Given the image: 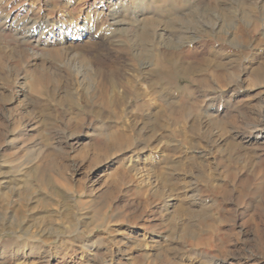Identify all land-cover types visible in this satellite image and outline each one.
Wrapping results in <instances>:
<instances>
[{
	"label": "rangeland",
	"instance_id": "1",
	"mask_svg": "<svg viewBox=\"0 0 264 264\" xmlns=\"http://www.w3.org/2000/svg\"><path fill=\"white\" fill-rule=\"evenodd\" d=\"M50 1L52 2V0ZM57 1L56 5L59 7L64 0ZM168 1L154 0V6L151 7L152 10L148 11L150 12L148 17L155 19L157 16L162 19L166 17V12L172 10L173 7L175 9L180 7L179 0ZM222 1L219 0V2ZM245 2L250 10L249 15L246 13L244 16L243 12L246 10L237 3L231 23H227L221 12L215 13L216 20L221 25H219V29L213 31L214 34L212 31L198 33L186 19L182 30H188L193 34L192 39L176 43L177 46L166 45L162 41L155 42L152 49L156 65H142L140 60H134L135 50L122 38L118 44L125 43L129 48L126 50L115 48L111 50L109 57H96L94 59L95 66L100 68V72L96 76L94 75L95 77L91 73L88 74L89 77H94V80H92V84L85 86L77 83V76L75 77L70 64L53 62L49 54L45 53V62L48 65L51 64L50 67L53 65V68L58 66L60 77L58 76L59 80L56 82V74L51 72L50 77L48 76L38 83L39 92L35 93L29 86L30 70L35 65H32L28 58L21 57L15 61L10 57L7 58L6 55H0V69L2 70H0V74L7 75L6 77L10 80L9 83L0 80V172H3L2 177H4L1 180L0 188L5 192L7 188L4 189L3 186L8 182L11 188L20 189L24 181L32 178L30 169H40L41 173L56 188L71 197L72 208L68 219L72 221V228L63 229V233H53L45 242V249L54 252V254L65 249L67 255L62 256L63 252L62 255L57 256L61 262L78 254V250L73 251L74 248L71 247L74 244L68 245L73 242L71 240H75L76 236L88 240L89 243H94L93 245L97 247L96 250H101L102 247L109 246L106 243L109 239L117 238L112 233L113 229L144 232L143 226L148 224L147 222H151V228L148 227V229L150 228L153 233L165 234L167 230L164 213L165 200L153 196H149L150 200L137 197L135 193V188L139 187L137 181L122 182L121 186L114 187L115 189L111 186L115 181H120L116 174L117 169L127 163L130 164L129 158L134 159L135 156H138L137 159L141 160L140 164L142 163L138 165L142 166L146 174H150L151 179L155 178V171L163 170L162 166L176 163L180 159L191 163L192 170L200 171L202 177L197 180L192 179V183L197 188L195 193L203 203L211 205V214L206 219L214 227L220 229V234H223L219 240L214 236L211 246H197L195 239L199 238L201 234L202 236L207 234L204 226L196 223V232L178 243L183 248L181 259L178 260L173 256L174 253L169 254V257H175L174 259L182 264H264V137L255 138L256 140L252 138L253 134L264 131V20H262L264 19V0H245ZM187 3L188 5L194 3L193 6L200 9L208 4L209 0H188ZM167 5L171 6L167 9L165 7ZM58 12H60V8L55 13ZM200 24L203 26L201 28H207L206 18L200 19ZM164 32L167 33V31ZM207 39L212 41L214 49H220L221 56L217 61L225 64L224 70L221 72L224 73L223 78L216 80L215 76H206V81L209 85L211 84L209 88L202 91L200 87H196L197 89L193 87L194 93H184L186 106L185 108L184 105L179 106L181 110L185 111L186 109V114L176 121L172 120L173 116L167 117V124H169L162 127L164 129L156 131L164 136L160 141L148 143L142 138H137L135 131L138 128H141L140 131L144 134L145 132L146 134L152 133L146 126H142L140 120H136V127L134 130H130L133 134L131 145L124 153L103 150L97 139L100 140L105 136L104 130H100V128L105 127L106 121L96 120L92 111L101 109L102 104L109 100L107 94L109 77L111 76L118 82L119 89H121L124 81L132 78L133 74L131 75V73L136 71V68L155 70V74L160 80L164 81L166 85L168 83V86L171 87L170 91H175L173 99L177 100L179 98L177 96L181 94L178 91L191 82L188 76L175 70L173 66L175 63H164L160 55L164 50H183L185 52L184 61L194 62L198 65L200 62L198 60H201L202 57L200 55L203 48V46L201 47L202 41L205 42ZM0 43L1 48L3 42L0 40ZM76 43H78L76 48L77 51L79 50L78 53L95 51L90 40L84 38L83 41L80 40ZM160 61L162 66L160 70H157V63ZM256 68H262L263 72L257 75L254 71ZM108 75L109 77H107ZM140 81L137 78L133 84L138 85V88ZM18 82L20 85L23 83L22 86L17 87ZM221 84L224 86L221 87ZM137 88L130 91L128 95L129 106L133 105L134 101L139 103L146 99L141 98ZM140 88L145 90V85L141 84ZM66 92L75 98L72 105L60 100V97L63 98V94ZM206 96L212 97V99H208ZM150 100H152L151 106L162 103L167 107L163 103L164 100L157 97L156 92L151 94ZM171 103L175 107L178 106L173 100ZM155 108L144 110V114ZM129 109L131 108H126V110ZM156 109L158 110V108ZM102 111L105 115L104 119L106 118L108 124L112 126L128 124L130 119L135 118L132 113H127V111L121 116H115L104 108ZM46 118L49 119V122L46 121ZM193 121L196 122V126H192ZM220 122L223 124L218 127ZM172 128L175 131H172ZM182 134L186 136V140L182 138ZM197 135L199 136L197 137ZM212 139L213 141H211ZM190 142L192 143L190 144ZM132 170L128 171L132 174L134 173ZM203 172L208 174L205 175ZM210 175L212 179L208 178ZM251 177H254V180ZM245 179H247L246 184L244 183ZM211 185L218 187L216 191L212 189ZM219 187L224 189L221 190ZM40 191L42 193L39 196L48 202L47 211L61 213L66 202L57 195L49 193L48 189ZM15 196V194L7 196V201L0 199V215L4 221L14 219V222L20 223L16 230H23L26 221L32 218L31 216H34L35 220L33 218V221H36L39 220L40 215H47L37 208L30 209V206H35L36 202L29 203V207H21L22 203H18L15 200L18 197ZM18 207L20 210L16 209ZM106 207H109L108 213L105 214L106 225H95L98 215L94 211H103ZM124 215L136 218L135 226L129 227L127 224L119 222ZM83 216H88V221L91 222L86 229L81 226ZM213 216L217 220H213ZM65 219L61 214V217H55L54 221L56 223L62 221L63 225H66ZM40 228L39 222L27 228V233L23 234L26 244L33 243ZM13 236L14 233L8 228L0 231V247ZM155 240L157 241L150 242L148 239L145 244L156 245L162 242L159 238ZM214 242L219 246L222 244V249ZM136 243L142 244L143 241H135ZM129 245H134V242L130 240ZM42 247L44 248V246ZM132 252L140 253L134 248ZM113 260L114 264H132L119 253L113 257ZM14 261L24 264L27 259L18 258ZM148 261L149 258H145L144 261L140 260L133 264H150Z\"/></svg>",
	"mask_w": 264,
	"mask_h": 264
},
{
	"label": "bare ground",
	"instance_id": "2",
	"mask_svg": "<svg viewBox=\"0 0 264 264\" xmlns=\"http://www.w3.org/2000/svg\"><path fill=\"white\" fill-rule=\"evenodd\" d=\"M56 1L57 0H52V2L50 0H0V40L3 42V46L0 48V55H6L7 58L10 57L15 61L21 57L28 58L31 64L35 65L34 68L32 66L29 74L31 78L29 86L35 93L39 92L38 83L48 78L51 72L52 74H56V82L60 77V74H58V66L57 68H55L56 66L53 68V65L50 67L51 64L48 65L45 62V53L49 54L53 62L57 61L62 62V64H70L69 66L73 69L75 77L77 76V83H80L81 85L83 84L85 86L86 84H92V80H94V77L100 72V68L95 66L94 59L96 57H109L111 56V50L115 48H119L121 50H126L129 48L125 45V43L123 45L118 44L122 38H124L126 43L128 42L132 49L135 50L133 55L134 60H140L142 65H156L154 62L155 54L152 49V45L155 42L162 41L166 45L177 46L176 43H183L186 40L190 41L192 39L193 34H191L188 30H182L183 23L186 22V19L190 21L192 27H195V30H197L198 33H208V31H212L213 33V31L219 29V25H221L216 20L217 17L215 13L221 12V14L224 15L227 23H231V21L234 19V7L237 3L239 6L243 7L244 10H246L243 12L244 16H246V13L247 15L250 13L245 0H223L225 2H219V0H209V3L206 5L204 4L205 6L201 7L200 9L193 6L194 3L188 5V0H179L178 4L180 7L178 9L173 7L172 10L166 12V17L162 19L161 17L157 16L155 19L148 17V15H150V12L148 11L152 6H154V0H64L59 7L56 5ZM167 3L169 5V1ZM186 3L187 6H185ZM168 5L165 6L167 9L171 6ZM59 8L60 12L55 13ZM258 16L261 17L260 15ZM203 18H206L207 28H201L203 26L200 24V19ZM164 31H167V33ZM84 38L91 41V46L95 48V51L93 50L91 53H78L79 50H76L78 43L76 42H79L80 40L83 41ZM202 42L203 43L201 44V47L203 46V48L202 52L200 53L202 57L201 60L197 59L200 61L198 65L196 63L194 64V62L187 63L184 61L185 57L183 56H185V52L183 50H164V52H162L160 55V58L164 63H175V65H173L175 70L184 76H188L191 82L178 91L181 94L177 96L179 97L177 100L173 99V92L175 91H170L171 87L168 86V83L166 85L164 81L160 80V78L155 74V70H141L136 68V71L134 70V72L131 73V75L133 74L132 78L130 80L124 81L121 89H119L120 86L118 85V82H116L111 76H107L109 77L107 81V94L109 95V100L102 104V108L111 111L115 116H121L127 111V113H132V115L135 117V121L134 119L129 118L133 121L129 120L128 124L123 123L121 126H112L108 124L106 118L104 119L105 115L102 111V108L96 110L93 109L94 111H92V113H94L96 120L99 122L106 121L104 123L105 127L100 128V130H104L105 136L100 140L97 139L103 150L105 149L107 152L109 150H115L124 153V151L128 149L129 145H131V138L133 134L130 130H134L136 127V120H140L142 126H146L148 131L150 130L152 133L146 134L145 132L144 134L140 131L141 128H138L135 131L137 138H142L148 143L160 141L162 138H164V136L162 134L156 133V131L169 124H167V117L173 116L174 119L172 118V120L176 121L178 118L185 116L186 109L184 111V109L181 110L180 107L181 105H184V108L186 106L184 104L186 101L184 93H194L195 90L193 87H200L202 91L209 88L211 84L209 85L206 81V76H215L216 80L223 78L224 73L222 74L221 72L224 70L225 64L223 65L221 62L219 63V61H217V59L221 56L220 49H214L212 47V41L209 39H207L205 42ZM175 59L176 61L174 62ZM161 66L162 63L160 61V63H157V70H160ZM262 70V68L254 69L257 75L263 72ZM90 73L92 76H95L89 77L88 74ZM6 76H4V74H0V80L9 83L10 80ZM137 78L141 80L139 82L140 86L138 88V85L133 84ZM23 79H25V77H23ZM22 84L20 85V82H18L17 87L22 86ZM141 84L145 85V90L140 88ZM223 86L224 84H221V87ZM136 88L139 89L141 98L144 97L146 99H143L139 103L134 101L133 105L130 104L131 106H129L128 103L130 98L128 95L130 94V91L135 90ZM153 92L157 93L158 98L164 100L163 103H165L167 107L163 106L162 103L151 106L152 100H150V96ZM63 95V98L60 97V100L72 105L75 98L69 92H66ZM207 98L212 99V97ZM172 100L177 103H175L178 105L177 107L173 106L171 103ZM151 107H156L158 110L155 108L156 110L154 109L144 114V110H150ZM126 108L131 109L126 110ZM46 121L49 122V119L46 118ZM195 123L196 122H194L192 126H196ZM222 124L223 122H220V124L217 126L221 127ZM190 129L188 130L190 131ZM205 130L206 128L204 131ZM172 131L175 130L172 128ZM182 135V138H185L186 140V136L184 134ZM198 136L199 135H197V137ZM259 137H264V131H259L258 134L252 135L254 140ZM211 141H213V139ZM191 143L192 142H190V144ZM194 143L197 142L194 141ZM137 157L138 156H135L134 159L129 158L128 161L130 164H122L123 166L117 169L116 174L118 175L120 181L118 182L114 180L115 182L113 181L114 183L111 186L114 188L121 186L122 182L131 181L130 183H132L137 181L139 182L137 183L139 184V187L135 188L137 197L147 200L149 196H153L158 197V199L161 198L165 200L164 213L166 221H164L167 226L165 234L159 232L153 233V231L150 229L151 222H147L148 224H145L144 226L142 225L144 232H138L136 230L125 231L124 229H113L112 233H114L115 237L117 236V238L113 237V239H109L110 242L109 240L106 242L109 244V246L105 248L102 247L101 250H96L97 247L96 245H93L94 243H89L88 240H83L81 237L79 238L76 236L75 240L70 239L73 242L69 241L71 244L68 245L74 244L71 247L74 248L73 251L78 250V254L74 257H70V259L65 262H61L57 256L59 254L62 255L63 252L64 254L62 256L65 254L67 255L65 249H63L61 252L59 250L58 254L57 252L54 254V252H50L49 250L45 249V242L49 240V237H51L53 233H63V229L72 228V221L68 219L70 210L72 208L70 204L72 200L70 196L64 194V192H62L59 188H56L52 182L46 178L43 173H41L42 171L40 169V171L36 169H30V175H32V178L28 179V181H24L22 188L17 190L11 188L8 182H6L3 187L4 189L7 188V190L4 192L0 188V199L1 201H7V196L15 194L18 197L15 200L18 203H22L21 207L28 206L29 203L31 204L33 202L34 204V202H36L35 206H30V209L37 208L42 211V213L45 212L47 215H40L39 220L36 221H33V218L35 220V217L31 216L32 218L26 221L23 230H16L20 223L14 222V219L4 221L0 215V231L8 228L14 233L13 238L6 240L5 244L0 247V264H22L20 262L14 261V259L16 260L18 258L27 259L24 264H114L113 257H115L117 253L122 255L125 260H127V262L132 264L140 262V260L144 261L145 258H149L148 263L150 264H182L180 261L174 259L176 257L178 260H180V255L183 252V248L179 246L178 243L196 232V223L204 226L207 234L206 236H202L201 234L199 238L195 239V244H197V246H211L212 238H214V236H216L218 240L223 236V234H220V229H217L216 226L214 227V225L208 221V219H206L207 216L211 214V205H206V202L203 203L200 197L195 193L197 188H195V185L192 183V179L197 180L198 178L202 177L200 171H194L195 169L192 170L191 163L180 159L176 163L173 162L162 166L163 170L155 171V178L151 179V177H149L150 174H146L142 166H139L142 163L140 164L141 160L137 159ZM129 169L134 171V173L131 174L128 171ZM204 173L205 172H203V174ZM2 174L3 172H0V184L2 183L1 180L4 179ZM206 174L208 173L206 172L205 175ZM255 174L253 175L256 176ZM133 176H135L136 179L133 178ZM211 177L212 176L210 175L208 178ZM251 178L254 180V177ZM244 181L246 184L247 179ZM211 186L212 189H215V191L216 188H218L216 185ZM42 189H48L49 193L57 195L60 199H63V201L66 202V205H64L61 213L57 214L56 212L52 213L47 211V200L39 196L40 193H42L40 191ZM219 189L222 190L224 188L219 187ZM19 208L20 207L16 209ZM108 209L109 207H106L103 211H94V213L98 215L97 219L95 220V225H106L105 214L108 213ZM61 214L66 218V221L64 220L67 223L66 225L64 224L65 226L61 220V222L58 223L54 221L55 217L59 218V216L61 217ZM88 218V216H83V219L81 218V226L85 229L87 228V225H90L91 223L88 221ZM212 218L213 220H217L214 216ZM38 222L41 224V228L37 233V238L33 239V243L30 245L28 243L26 244L23 234L27 233V228L34 226ZM119 222L127 224L129 227H133L136 224V218L131 215H124L119 220ZM148 227L150 228L148 229ZM157 238L161 239L162 242L157 243L156 245H152L150 243L145 244L146 240L149 239L150 242H155L157 241L155 240ZM223 239L225 238L223 237ZM130 240L134 242V245H129ZM135 241H143V243L135 244ZM39 243H42L43 245H40ZM214 243L216 246L222 249V244L219 246L216 242ZM42 246H44V248ZM133 248L134 250H139L140 253L134 254V252H132ZM172 253H174V258L169 257V254Z\"/></svg>",
	"mask_w": 264,
	"mask_h": 264
}]
</instances>
